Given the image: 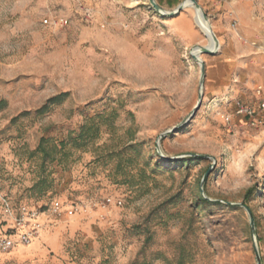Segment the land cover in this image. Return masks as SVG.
I'll use <instances>...</instances> for the list:
<instances>
[{"label": "rangeland", "instance_id": "rangeland-1", "mask_svg": "<svg viewBox=\"0 0 264 264\" xmlns=\"http://www.w3.org/2000/svg\"><path fill=\"white\" fill-rule=\"evenodd\" d=\"M196 1L219 48L185 122L210 45L194 8L0 0V237L6 201L44 211L0 264H264V127L237 114L264 85V0Z\"/></svg>", "mask_w": 264, "mask_h": 264}, {"label": "built area", "instance_id": "built-area-1", "mask_svg": "<svg viewBox=\"0 0 264 264\" xmlns=\"http://www.w3.org/2000/svg\"><path fill=\"white\" fill-rule=\"evenodd\" d=\"M45 23L49 24V20H45ZM234 28L236 29V25ZM250 45L264 54V43L254 40L250 42ZM255 96L258 99V109L242 106L237 110V114H241L247 118L248 123L253 127H264V117H260V114L264 113V85H260L256 89ZM109 202L110 200H108ZM119 204H122V202H119ZM62 207L60 202H54L51 206V212L53 214H59ZM5 211L12 220V229L6 235L0 237L1 253H8L19 246H28L39 237L40 230L44 227V224L41 222V215L44 211L40 207H30L22 204L15 209L6 201ZM77 211V208H73L68 212L70 215H73Z\"/></svg>", "mask_w": 264, "mask_h": 264}, {"label": "water", "instance_id": "water-1", "mask_svg": "<svg viewBox=\"0 0 264 264\" xmlns=\"http://www.w3.org/2000/svg\"><path fill=\"white\" fill-rule=\"evenodd\" d=\"M189 1H190V2L196 7L197 11L201 12L204 21H205V22H208L209 20H208L207 16L204 14L203 9H202V7L199 5V3H198L196 0H189ZM150 3H151V5L153 6V8L155 9V11H156L157 13L163 15V16L177 14V13H180L182 10L185 9V3H184V2L181 3V4L178 6V8H177L174 12H172V13L167 12V11H165L164 9H162V8L156 3L155 0H150ZM208 29H209V32L213 35V39H214L215 43L218 44V43H219V40H218L216 34L213 32V30H212L210 27H208ZM214 53H216V51L210 49L209 47H201L200 50H199L197 53H192V57H193V59H194L195 61H198V63L200 64V68H201L200 98H199L198 105H197L196 108L193 110V112L189 115V117L186 119L185 122L191 120V119L193 118V116H195V114L197 113V111L199 110V108L201 107L202 102H203V93H202V92H203L204 83H205V77H206V66H205L204 61H203L199 56L202 55V54L212 55V54H214ZM166 135H167V133L163 134V135L160 137V139H159V141H158V143H157V145H158L157 149H158L159 152H161L160 147H159L160 140L163 138V136H166ZM208 174H209V171H208L207 174L205 175L203 181H205V179H206V177L208 176ZM202 191H203V189H202ZM209 200H210V199H209ZM231 204H232V203H231ZM237 205H239V206H241V207H243V208L246 209V211H247V213H248V215H249L251 228H252V230L254 231V230H255V219H254V215H253L251 209H250L248 206L244 205V204H237ZM254 234H255V232H254ZM255 254H256V258H257V264H262V262H261V255H260V252H259L257 246H256V248H255Z\"/></svg>", "mask_w": 264, "mask_h": 264}, {"label": "bare ground", "instance_id": "bare-ground-1", "mask_svg": "<svg viewBox=\"0 0 264 264\" xmlns=\"http://www.w3.org/2000/svg\"><path fill=\"white\" fill-rule=\"evenodd\" d=\"M185 3V8H194L195 9V22H196V25L200 28V30L203 32V34L208 38L209 42H210V45L208 46L210 49L212 50H215L217 52L218 48H219V43L216 44L214 39H213V35L209 32V29L208 27L211 28V25L208 22H205L204 19H203V16L201 14V12L197 11L196 7L189 1V0H185L184 1ZM212 29V28H211ZM213 30V29H212ZM214 32V31H213ZM201 47H196L194 50H193V53H197L199 50H200ZM201 56V55H200ZM199 56V57H200ZM201 58V57H200ZM203 60V59H202ZM198 63V61H196ZM199 64V63H198ZM200 66V64H199ZM40 236V235H39ZM17 248V247H16ZM15 248V249H16Z\"/></svg>", "mask_w": 264, "mask_h": 264}, {"label": "trees", "instance_id": "trees-1", "mask_svg": "<svg viewBox=\"0 0 264 264\" xmlns=\"http://www.w3.org/2000/svg\"><path fill=\"white\" fill-rule=\"evenodd\" d=\"M202 200V202L203 203H205V204H213V203H211L210 201H208L207 199H201ZM214 204H216V205H218L219 203H214ZM234 208H237V207H234Z\"/></svg>", "mask_w": 264, "mask_h": 264}, {"label": "crops", "instance_id": "crops-1", "mask_svg": "<svg viewBox=\"0 0 264 264\" xmlns=\"http://www.w3.org/2000/svg\"><path fill=\"white\" fill-rule=\"evenodd\" d=\"M260 54H263V53H261L260 51H258ZM264 55V54H263Z\"/></svg>", "mask_w": 264, "mask_h": 264}]
</instances>
